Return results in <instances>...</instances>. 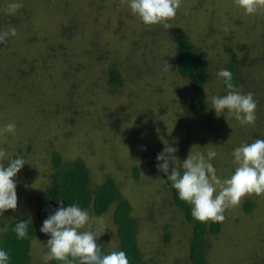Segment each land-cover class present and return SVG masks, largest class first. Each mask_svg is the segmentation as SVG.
I'll return each mask as SVG.
<instances>
[{
  "label": "rangeland",
  "instance_id": "rangeland-1",
  "mask_svg": "<svg viewBox=\"0 0 264 264\" xmlns=\"http://www.w3.org/2000/svg\"><path fill=\"white\" fill-rule=\"evenodd\" d=\"M101 1L98 3L97 0H0L1 18L8 20V25H2L0 31L14 28L16 32L15 36L9 37L3 46V43L0 44L1 59L6 60L7 55L14 52L27 63H30L29 61L37 62L35 60L36 53L32 54L28 50H36V45L41 47H38V50L43 49L45 47L44 38L48 35L46 31L53 38L58 26L63 27L64 23L66 26L69 23L67 21L75 19V16L80 13L82 14L81 18L86 22L80 21V32L97 30L102 33L101 39L102 37L105 39L102 44L98 41L91 42V49L98 48L103 52H116L118 48L121 57L127 47H131L133 44L130 33L133 34L132 31L138 29L139 18L132 15L127 2H124L126 0ZM13 3L22 4L24 9L20 7L17 10H10L9 6ZM97 5L104 11L97 10ZM89 8L92 12L87 15L86 10ZM24 10L31 13L30 18H24ZM92 13H95L96 16ZM130 14L131 17H129ZM105 18L111 19L112 27L116 25L120 35L114 33L113 28L111 31H107ZM170 23L172 28L165 30L159 26L156 30L159 32L160 38L163 37L161 42L164 45L174 46L176 41L173 33L187 30L191 37L199 42L203 40L209 45L214 43V48L211 47L212 49L205 56L208 58V62L213 64L218 60V57L225 55L226 46L238 45L239 40L240 47L245 51L243 52L244 56L262 59L259 61L263 65L262 70L253 71V68L248 67L246 69V71L249 70L248 77L256 80L263 76L264 79V44L259 45L261 41H264V10L255 16H247L243 10L237 7L235 0H182V6L178 10L177 16ZM126 27L130 33L125 29ZM228 33H230L229 36ZM84 45L85 39L76 35L75 45L71 50L76 57L73 54L71 56L79 65L81 62H88ZM57 59L60 60V57ZM41 62L40 58L36 63L35 72L38 69L37 66H41ZM3 63L4 61L0 62V68H4ZM248 64L246 63V67ZM90 68L91 74L96 75L97 68L95 66ZM79 70L74 73L70 72L65 82L64 77H58V69H44L42 74L54 77L55 81L51 84L52 93L49 94L47 91L49 88H45V94H48L45 97L49 101L46 102L49 106H58L56 100L59 95L64 99L67 98L66 94L70 89L82 81L73 92V97H80L86 74L82 73L81 69ZM11 79L10 75H4L0 69V105H4L1 110L3 116L0 118V123L5 122L6 119L14 118L12 112L17 107L20 108V105L8 103L9 98L11 100L20 99L21 93L24 91L19 87L20 93L14 92L15 82ZM17 85L19 86L18 83ZM136 87L134 85L132 89L134 90ZM206 88V102L195 107V111L188 107L189 98H191L188 83H185L180 91L174 93L176 98H171L172 94L168 93L165 98L171 99L168 103L163 104V107L161 105L157 107L156 102L160 100V97L156 96L153 89L144 90L150 97L141 100L139 104L145 109L149 108L146 112H140V109L134 111L126 106L124 99L130 100L132 96L129 93L132 90H129L128 87L120 88L118 98L104 93L99 100L94 98L101 105L97 112V120L102 118L105 120L104 123H99V126L103 128L96 131V134L91 131L87 132L94 124L90 125L89 119L85 120V117L75 115L74 109L70 106L62 105L64 106L62 108L59 105L63 114V116L60 115L61 118L57 114H49L46 118L42 117L43 113L38 112L42 106H37L40 101L35 99L30 102L28 108L23 106L24 112L29 114V119L27 118L25 125L20 126L16 134L24 137L23 132H30V129H33L35 133H46L45 126L52 123L58 127L59 118L61 120L63 118L65 121H62V125L66 123L65 128L68 130L64 129L63 132H68L67 137L70 139L65 140V144L61 143L60 147L55 145V148H58L67 159L81 157L90 169L92 180L96 183H100L107 173L114 179L119 193L131 205L137 245L142 258L150 260L154 264H174L175 262L191 264L188 258V249L193 225L186 221L185 214L174 204L171 184L165 174L158 171L156 167L157 155L166 146H172L178 149L176 156L180 161H183L190 153L198 151L206 153L210 149H215L218 155L213 163L217 174L221 178H226L232 174L235 168L232 157L233 149L244 142H253L255 138H264V110L261 113L257 110V120L254 125L242 127L234 118L227 115L225 117L215 115V119L208 122V112L211 110L208 105L210 98L214 95H221L223 92L221 81L215 77L214 71L207 76ZM184 93L187 94L184 95ZM92 98L84 99L83 104L91 106ZM173 99H176L177 102L175 103ZM137 106L140 108L139 105ZM23 109L20 108L19 111ZM69 117L76 119L75 125L68 123ZM45 120H47L46 123ZM54 126L53 131L55 130ZM53 131L46 134H51ZM96 139H100L101 142L98 144ZM0 140H4V138L0 136ZM62 144L63 146H61ZM92 144L99 150L93 152L94 154L90 150ZM30 154L26 153L25 156L33 158H30L33 165L27 162L24 171L29 178L27 180L29 187L22 189L25 180L15 178L16 181H21L17 182L16 187L17 210H23L28 217L35 220L36 209L33 199L30 198L31 191L41 189L44 182L39 178L47 176L53 166L48 151L43 156V160H41V155L39 157L35 153L33 157ZM133 166L139 169L138 178L133 176ZM176 167L183 171L179 164ZM108 170L110 171L108 172ZM246 201L252 203L249 213L243 210V204ZM87 210L90 216L103 218L107 230L101 237L108 239V244L119 245V241L115 239L118 234L113 221L114 207L97 216L90 209ZM11 211L13 210H8L7 213H11ZM224 215L225 220L219 222L221 224L219 233L215 236L208 233L205 236L208 264H264V197L245 198L239 206L227 209ZM36 223L39 224L38 220ZM167 232L169 241L165 242L164 237ZM48 238L47 235L39 231L33 240L32 253H36L41 261H38L37 257L32 254V263L40 264L41 262L43 264L41 256L46 252L44 249ZM114 247L116 246L114 245Z\"/></svg>",
  "mask_w": 264,
  "mask_h": 264
},
{
  "label": "trees",
  "instance_id": "trees-1",
  "mask_svg": "<svg viewBox=\"0 0 264 264\" xmlns=\"http://www.w3.org/2000/svg\"><path fill=\"white\" fill-rule=\"evenodd\" d=\"M97 1L98 3L102 2L101 0ZM53 4L51 3L52 6H54ZM98 9L104 11L99 5H97V10ZM86 12L87 15H90L92 11H90L89 8ZM92 14L96 16L95 13ZM23 15L25 19L31 17V13H28L25 10L23 11ZM81 15V13L77 14L75 19L67 21L69 23L66 26L65 23L63 24V27L58 26L53 38L46 31L48 35L44 38L43 42L45 47L43 49L38 50V47L40 46L36 45V50H28L32 54L36 53L35 60L37 62H39L40 58L42 59V62L40 63L41 66H37L38 69L36 72L34 69L37 62L34 63L29 61L30 63H27V61L21 59V57L17 56L14 52L12 54L9 53L6 60H2L0 54V62L4 61V68L0 69L3 71L4 75H10L12 77L11 80L15 82L13 91L20 93L19 87L24 89L23 93H21L22 97L20 99L11 100L9 98L8 103H14L16 106L20 105V108L23 109V106L28 108L31 101L39 99L40 102L37 106H42V108L38 110V112L43 113L41 116L44 118L49 114H57L61 118L63 114L61 109H59V105L62 108H64L62 105H66V107L70 106L74 109L75 115L83 116L85 117V120L89 119L88 122L90 125L94 124L91 125V129L89 128L87 132L91 131V133L96 134L103 128L99 126V123H104L105 120L104 118L97 120V112L101 105L98 104L94 98L99 100L104 93H108L112 97L118 98L120 93H118V91H120V88L126 89V87H128L130 88L129 90L134 92L126 91L132 95L130 100L127 98L124 99L126 106H129L134 111L140 109V112H146L149 108L145 109L139 104L141 100L150 97L144 92V90L153 89L156 96L160 97V100L156 102L157 107L160 105L163 107V104L168 103L172 97L176 98L174 97V93L180 91L181 88L185 86V83H188L191 93L189 94L191 95V98H189L188 107L190 110L195 111V107L199 104H205L206 102V81L208 74L210 75V73L214 71L215 77L218 78L216 73L221 68H227L232 73V83L234 88L239 89L244 93H253L255 99L258 101L257 110H259L260 113L264 110L263 76L256 80L254 78L250 79L248 77L249 70L246 71L248 67L253 68V71L256 69L261 71L263 65L259 61L262 59L244 56L243 52L245 51L240 47L239 40V46L236 44L232 45V47L226 46L225 55L218 57V60L212 64V62H208V58L205 56L208 55L210 49L214 48V43L209 45L203 40H200L201 42H199L191 37L189 31L180 30L179 33H173L174 40L176 41L174 46L164 45L161 42L163 37L160 38L158 34L159 32L156 31L159 25L146 26L139 19V27L132 31L133 34L128 31V27L125 28L128 33H130V36H132L133 44L131 47H127L125 53L120 57L118 48L116 52H103L98 48L91 49V42L98 41L102 44L105 39H103V37L101 39L102 33L97 30L88 32L87 30H83L80 32V21L86 23L85 20L81 18ZM132 15L130 14L129 17ZM1 16L2 15L0 14V28L2 25H8V20L4 18L2 19ZM126 24L128 23L126 22ZM105 26L107 31H111L113 28L114 33L120 35L117 26L113 25L112 27L111 19L108 20L105 18ZM5 30L8 31L9 29L6 28ZM229 34L230 33H228V36ZM76 35H80L85 39V54L86 58H88V62H81L80 65L77 64L71 56V54H73L71 50L74 48ZM121 39H123V37H121ZM4 44L5 43H3L2 46ZM263 44L264 41L259 43V45ZM73 55L76 57L75 54ZM57 57H60V60L57 59ZM165 62L170 68H166ZM246 63H249L247 67ZM58 64L60 65L58 66ZM91 66L97 68L98 75L91 74ZM50 68L58 69V77H64L65 82L67 81L66 79H68L70 72L74 73L76 70L81 69V72L86 74V79L80 97H73V92L82 81L77 84L74 83L75 85L73 88L70 89L68 94H66L67 98L64 99V97H60L59 95L58 100H56L58 106H49V101L45 97V95H48L45 94V88L48 87L49 89L47 91L49 94L52 93L51 84L55 81L54 77H47L46 74L42 73L44 69ZM219 80L221 81V79ZM221 84L223 91L221 95H224L228 89L222 81ZM134 85L137 87L133 90L132 86L134 87ZM91 88L93 89L92 92ZM136 93L139 95L135 96L134 94ZM168 93L172 94L171 98L168 96L170 99L165 98ZM186 94L187 93H184V95ZM90 97H93L92 105L85 106L83 100H89ZM51 98L53 97L51 96ZM66 99L69 101L67 102ZM62 100L64 102H61ZM173 100H175V103L177 102L176 99ZM137 105H139L140 108ZM3 106L4 105H0V118L3 116V112H1ZM51 106L55 107L52 108ZM20 108L17 107L14 109V112L10 109L14 118L6 119L5 122H1L0 127L8 122H15L17 125L16 132H18L17 130L20 129V126L22 127L26 124V120L29 117V114L24 112V109L19 111ZM215 115L214 109H211L208 112V122H212L215 119ZM60 118V122L58 121V127L52 125V123L45 126L44 129L46 133L53 131L54 126L55 130L51 134L43 132H41V134L35 133L33 129H30V132H23L24 137L15 134L14 137L11 135L2 136L4 140H0V147L5 148L9 156H23L30 165H33L31 161L33 158L26 157V153H31L30 155L32 156L36 153L39 157L41 155V160H43V156L46 155V151H48L53 166L49 171V174L43 177L44 179L39 178L44 182L41 189L39 191H31L30 198L33 199V205L36 209V219H32V224L29 226V238L18 240L15 232L12 230L16 221L27 220L29 218L23 210L18 209L11 211V213L5 212L4 216L0 217V246H3L5 250L9 252L11 256L10 264H34L32 263V254L38 259V255L32 253L34 248L33 240L38 235L43 221L58 207L59 201H63L65 207L74 202L78 203L82 208L90 209L96 216L101 215L111 207H114L113 221L117 227L118 234V237L114 238L119 241V245L108 244L109 240L102 237L97 240V244L102 246V251L105 254L114 250L125 251L129 259V264H154L150 260H144L139 252L136 239V227L131 215V205L128 200L119 193L114 179L107 173L100 183H96L92 180L90 169L81 157L67 159L62 155V152L58 148H55V145L56 147H60L61 143L65 144V140L70 139V137H67L68 132H63L65 130L68 131L65 128L66 123L62 125V121L65 120L63 118L61 120ZM94 118L95 120H93ZM46 121L47 120H45V123ZM68 123L75 125L76 119L74 117H69ZM24 130L25 128L23 131ZM97 135L99 136V134ZM55 137L57 139H54ZM95 141L98 144L101 142L100 139H96ZM89 143L91 144V140ZM63 144L61 146H63ZM90 150L92 151V154H94L93 152L95 151H99L96 146H93V144L91 145ZM13 159H15V157H13ZM24 171L25 165L16 177L17 179L25 180L22 189L29 187L27 181L29 178L25 175ZM98 171L100 170L98 169ZM109 171L110 170H108V172ZM132 171L133 176L138 178L139 169L136 166H133ZM180 171L182 172V170ZM20 180L16 182H21ZM171 191L174 204L185 214L186 221L193 225L188 249L190 263L208 264L205 236L208 233L214 236L217 235L221 224L219 222H202L196 220L191 215L190 205L179 199L178 193L174 188L171 187ZM243 205V210L246 213H249L252 203L246 201ZM37 220L39 224L36 223ZM164 240L165 242L169 241L168 232L166 233ZM114 245L116 247H114ZM44 250H47V248ZM39 260L40 259H38V261ZM50 264H61V262L53 260ZM174 264L178 263L175 262Z\"/></svg>",
  "mask_w": 264,
  "mask_h": 264
},
{
  "label": "clouds",
  "instance_id": "clouds-1",
  "mask_svg": "<svg viewBox=\"0 0 264 264\" xmlns=\"http://www.w3.org/2000/svg\"><path fill=\"white\" fill-rule=\"evenodd\" d=\"M131 13L146 26L159 25L163 29L172 28L171 21L177 16L182 0H126ZM237 7L247 16H255L264 10V0H235ZM22 7L13 3L10 10ZM14 28L0 31V44L15 36ZM166 68L170 66L165 62ZM228 91L224 95H214L208 103L217 116H231L242 127L254 125L257 120L258 101L251 92L244 93L234 88L232 73L221 68L217 73ZM17 125L8 122L0 127V136H15ZM177 148L166 146L156 157L158 171L165 174L171 187L181 201L190 205L191 215L202 222H222L224 213L231 207H237L248 197H264V138H255L253 142H244L232 151V174L221 178L213 161L217 151L210 149L206 153H190L180 161L176 156ZM15 157V159H13ZM27 163L23 156H9L7 150L0 147V217L8 210H17V174ZM183 169L181 172L176 165ZM32 219L14 223L13 231L18 240L29 238V226ZM47 235L46 252L42 256L43 264L59 261L61 264H129L123 250L105 254L97 240L107 230L102 217L90 216L87 209L78 203L64 206L63 201L49 214L40 227ZM11 256L0 246V264H10Z\"/></svg>",
  "mask_w": 264,
  "mask_h": 264
}]
</instances>
